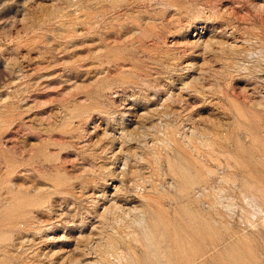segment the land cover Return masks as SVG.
<instances>
[{"label":"rangeland","instance_id":"1","mask_svg":"<svg viewBox=\"0 0 264 264\" xmlns=\"http://www.w3.org/2000/svg\"><path fill=\"white\" fill-rule=\"evenodd\" d=\"M0 264H264V0H0Z\"/></svg>","mask_w":264,"mask_h":264}]
</instances>
